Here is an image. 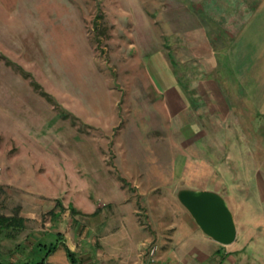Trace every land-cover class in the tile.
<instances>
[{"label":"rangeland","instance_id":"rangeland-1","mask_svg":"<svg viewBox=\"0 0 264 264\" xmlns=\"http://www.w3.org/2000/svg\"><path fill=\"white\" fill-rule=\"evenodd\" d=\"M68 1L54 30H29L19 16L9 22L18 28L7 30L0 16V211L26 217L19 235L0 236V259L25 260L38 240L54 241L52 232L58 231L79 253L82 236L110 211V199L149 196L140 193V180L143 188L155 178L162 182L155 193L165 199L179 185L182 191L218 189L231 199H264V173H237L243 164L255 166L249 153L210 160V145L211 154L214 146L232 151L245 143L223 142V137L241 140L245 133L252 140L247 148L262 151L264 167V144L256 142V136L264 137V123H251L252 110H245L244 126L233 121L230 127H210V73L230 88L222 65L210 68V35L217 47L232 41L230 25L238 24L252 4ZM221 32L225 40L219 39ZM176 88L183 102L172 105L180 95ZM235 98L231 95L238 102ZM218 161H228L234 174ZM158 163L169 171L141 173ZM96 207L92 215L98 217H90ZM248 210L264 219V205ZM46 264H72L64 244Z\"/></svg>","mask_w":264,"mask_h":264},{"label":"crops","instance_id":"crops-1","mask_svg":"<svg viewBox=\"0 0 264 264\" xmlns=\"http://www.w3.org/2000/svg\"><path fill=\"white\" fill-rule=\"evenodd\" d=\"M248 1L252 5L244 11V17H240L236 25L229 24L234 37L232 41L223 42L227 34L221 32L219 39H223L224 45L217 47L213 42V35H210V68L215 69L214 67L221 64L225 78L230 81L228 88L220 84L216 75L210 73V107L213 106L210 108V127H230L234 123L244 126L247 121V108L254 112L255 119L251 122L254 126H262L264 123V0ZM65 6L69 9V1L0 0V16H5L7 30L18 28L9 24L16 16H19L18 19L22 20L29 30H54L57 22L61 21L55 20V17L58 14L63 16ZM65 21L63 18L64 23ZM217 54H220V57ZM174 93L180 94V97H176V102L172 105L182 103L181 90L176 88ZM231 95H235L238 102L232 101ZM233 121L235 122L232 124ZM243 137L241 140L239 136L232 137L231 134L223 137V142L245 143L244 146L229 152H220L219 148L214 146L211 154L213 148L210 145V160L242 159L249 153L255 160V166L248 168L243 164L244 169L237 173H264L262 161H259L263 158L262 151L256 148L249 150L246 143L252 140L248 139L245 133ZM191 138L199 142V137ZM179 139L182 141V134ZM256 142L264 144V137L256 136ZM211 155L214 157L211 158ZM218 164L224 172L234 174L229 170L231 167L228 161H218ZM143 169L141 168V173L144 175H161L169 171L166 167L162 168L160 163L158 167L156 164L150 170ZM161 183H157L155 178L148 187L143 188L144 183L141 180L137 182L136 185L141 187L140 193L149 195L142 200L113 198L107 201L110 211L101 214L97 222L100 226L97 228L96 223L92 227L93 230L89 229L87 232L89 236H82L83 247L79 253L84 258V264H264V219L261 218V212L248 210L263 206V198L246 200L248 197L245 196L231 199L230 193L224 195L217 191L218 189L194 191L217 193L226 202L233 216L236 235L232 241L223 243L199 223L182 197L180 191L183 192V189L180 185L174 187L172 195L165 199L160 191L155 193L161 188ZM256 183V191L260 192L263 185L258 181ZM244 199L246 203L243 202ZM98 206H105V202ZM233 206L237 209H233ZM92 213H98L97 207L89 215L98 217ZM90 236L95 237L93 242V237L90 239Z\"/></svg>","mask_w":264,"mask_h":264},{"label":"water","instance_id":"water-1","mask_svg":"<svg viewBox=\"0 0 264 264\" xmlns=\"http://www.w3.org/2000/svg\"><path fill=\"white\" fill-rule=\"evenodd\" d=\"M181 195L207 232L223 243L235 238L232 213L219 194L209 191H183Z\"/></svg>","mask_w":264,"mask_h":264},{"label":"trees","instance_id":"trees-1","mask_svg":"<svg viewBox=\"0 0 264 264\" xmlns=\"http://www.w3.org/2000/svg\"><path fill=\"white\" fill-rule=\"evenodd\" d=\"M204 14L202 10H198ZM205 15V14H204ZM213 23L212 18L203 17ZM42 95H49L48 92L42 90ZM26 217L20 214H4L0 211V236L14 238L25 228ZM54 241L49 242L47 238L38 240L32 249L26 254L25 260H1L0 264H46L49 254L56 250L60 244H64L67 255L72 264H84V258L80 253L73 250L67 245L62 232H52Z\"/></svg>","mask_w":264,"mask_h":264},{"label":"built area","instance_id":"built-area-1","mask_svg":"<svg viewBox=\"0 0 264 264\" xmlns=\"http://www.w3.org/2000/svg\"><path fill=\"white\" fill-rule=\"evenodd\" d=\"M152 251L154 252V249Z\"/></svg>","mask_w":264,"mask_h":264}]
</instances>
